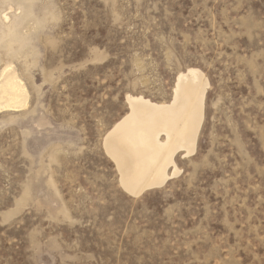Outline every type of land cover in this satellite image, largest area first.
Masks as SVG:
<instances>
[{
	"label": "rangeland",
	"instance_id": "374dc122",
	"mask_svg": "<svg viewBox=\"0 0 264 264\" xmlns=\"http://www.w3.org/2000/svg\"><path fill=\"white\" fill-rule=\"evenodd\" d=\"M6 66L25 95L0 111V264H264V0H0ZM190 68L196 152L134 197L104 137Z\"/></svg>",
	"mask_w": 264,
	"mask_h": 264
},
{
	"label": "bare ground",
	"instance_id": "6f19581e",
	"mask_svg": "<svg viewBox=\"0 0 264 264\" xmlns=\"http://www.w3.org/2000/svg\"><path fill=\"white\" fill-rule=\"evenodd\" d=\"M10 66L0 74V111L24 105L25 90ZM176 81L169 103L128 95V113L104 137L105 154L117 166L122 189L134 197L179 176L182 170L176 157H191L196 152L209 84L195 68L180 73Z\"/></svg>",
	"mask_w": 264,
	"mask_h": 264
}]
</instances>
